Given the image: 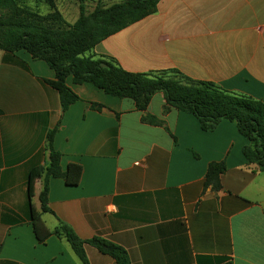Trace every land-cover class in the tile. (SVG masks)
Masks as SVG:
<instances>
[{
    "label": "crops",
    "instance_id": "crops-1",
    "mask_svg": "<svg viewBox=\"0 0 264 264\" xmlns=\"http://www.w3.org/2000/svg\"><path fill=\"white\" fill-rule=\"evenodd\" d=\"M92 54L129 72L175 69L264 102V0H161L155 14ZM54 79L25 51L0 50V264H83L64 237L39 242L30 202L50 231L63 222L83 240H110L131 264H264V172L247 162L249 142L235 123L204 132L163 93L140 112L72 77L67 84L80 100L63 114L45 82ZM56 127L63 171L78 164L83 173L78 185L51 179V214L41 211L43 181L32 199L28 184L30 172L48 163L47 135ZM222 161L221 189L206 187L209 165ZM85 250L90 264H118Z\"/></svg>",
    "mask_w": 264,
    "mask_h": 264
},
{
    "label": "trees",
    "instance_id": "trees-1",
    "mask_svg": "<svg viewBox=\"0 0 264 264\" xmlns=\"http://www.w3.org/2000/svg\"><path fill=\"white\" fill-rule=\"evenodd\" d=\"M160 1L124 0L109 7L97 5L88 13L86 0H78L79 17L70 23L54 0H48L52 12L47 15L31 9L24 0H0V50L12 54L25 51L54 71L55 79L45 82L58 92L63 114L80 100L67 84V79L72 77L77 85L89 83L107 95L133 101L140 112L147 111L155 94L163 93L168 107L193 115L204 132L215 131L225 120L235 123L238 132L249 142L243 148L247 162L256 164L264 172V102L226 90L213 82L190 79L175 69L129 72L112 57L92 54L102 41L155 14ZM92 106L98 110L103 108L96 103ZM155 119L146 116L143 120L155 123ZM57 130L58 127L47 135L48 163L34 168L29 174L30 199L36 181H43L39 196L42 213L53 214L49 208L51 179L60 178L69 185H78L83 173L78 164H70L68 170L63 171L62 154L54 148ZM226 170L224 161L211 163L205 186L220 190L221 176ZM30 207L31 224L40 243L56 235L67 239L83 264H90L86 246L96 248L118 264H131L128 252L110 240L101 237L83 240L63 222L50 231L31 202Z\"/></svg>",
    "mask_w": 264,
    "mask_h": 264
},
{
    "label": "rangeland",
    "instance_id": "rangeland-1",
    "mask_svg": "<svg viewBox=\"0 0 264 264\" xmlns=\"http://www.w3.org/2000/svg\"><path fill=\"white\" fill-rule=\"evenodd\" d=\"M26 5L33 10L40 12L42 15H47L52 12L51 4L48 0H24ZM124 0H86V10L92 12L97 5L109 7L113 4L120 3ZM55 5L64 15L68 22H74L79 16L78 0H54Z\"/></svg>",
    "mask_w": 264,
    "mask_h": 264
},
{
    "label": "built area",
    "instance_id": "built-area-1",
    "mask_svg": "<svg viewBox=\"0 0 264 264\" xmlns=\"http://www.w3.org/2000/svg\"><path fill=\"white\" fill-rule=\"evenodd\" d=\"M0 251H1V249H0Z\"/></svg>",
    "mask_w": 264,
    "mask_h": 264
}]
</instances>
